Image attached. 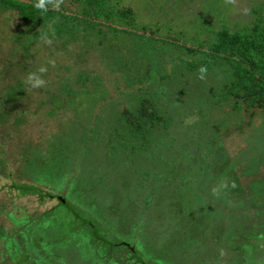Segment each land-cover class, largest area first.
<instances>
[{"label":"rangeland","instance_id":"374dc122","mask_svg":"<svg viewBox=\"0 0 264 264\" xmlns=\"http://www.w3.org/2000/svg\"><path fill=\"white\" fill-rule=\"evenodd\" d=\"M127 1L136 16L131 28L172 40L179 53V44L202 41L205 24L222 22L226 15L230 25H241L260 2L264 11V0ZM3 17L0 166L5 160L8 166L0 172V228L7 234L0 236V264H133L134 251L143 264H264V111L227 116L223 109L230 107L204 98L212 80L200 75L198 83L188 69L157 67L158 81L149 88L165 89L162 108L176 121L156 157L141 154V166H128L120 161L125 157L92 142L79 128L95 122L88 113L96 110L94 103L80 97L64 103L66 94L49 81L58 62L62 68L71 63L78 46L33 47L31 57L23 56L11 40L15 16ZM173 52L162 54V61ZM96 60L75 65L72 72L95 68ZM165 73L169 78L160 79ZM102 78L107 89L100 91L109 89L120 109L131 103L122 96L131 87L122 82L117 87L113 73L102 72ZM58 91L62 97L52 103ZM108 100L102 105L109 111L115 106ZM107 121L101 117L94 124L100 129ZM18 160L25 165L24 181L45 194L2 187L19 176Z\"/></svg>","mask_w":264,"mask_h":264},{"label":"trees","instance_id":"16d2710c","mask_svg":"<svg viewBox=\"0 0 264 264\" xmlns=\"http://www.w3.org/2000/svg\"><path fill=\"white\" fill-rule=\"evenodd\" d=\"M261 5L253 4L249 20L241 25H230L226 15L222 22L203 25L206 27L205 35L197 45L179 44L183 54L177 52L175 44H170L172 40L147 33L145 28H131L136 23V16L127 0H0V21H6L3 17L5 12L15 16L13 26L16 32L12 34L11 40L23 51V56L31 57L30 50L33 47L52 45L60 50L78 46L75 53L71 54V63L62 68L58 62L55 79L50 78L49 81L57 82V89L66 94L64 103L78 97L90 99L94 103L96 110L88 113L95 122L79 128L88 137L94 138L92 142H103L116 155L125 157L120 161L130 166L138 163L141 154L156 157L158 146L165 143L163 138L171 133V126L176 121L173 112L162 108L166 97L164 87V94L149 88L158 81L155 77L157 67L165 69L170 64L173 70L188 69L198 83L200 75L212 80L210 85L207 84V91L203 92L204 98L221 109L225 104L230 107H223L227 116L252 113L255 109L264 111V11ZM173 48L174 52L168 54L169 59L164 58L162 61V54L169 53ZM150 54L154 55L152 60L148 58ZM92 57H96L99 66L78 68L72 72L73 66L88 63L87 60ZM51 66H45L46 71L45 68L39 70V75L43 71L46 74L50 72ZM30 70L34 71L33 68ZM101 71L113 73L117 87H131L124 88L126 92L122 95L130 97V104L120 109L119 101L108 92L109 89L107 92L100 91L107 89ZM208 74H213V77L208 78ZM169 76L165 73L160 79ZM65 80H72L69 82L72 87L63 82ZM59 91L53 92L57 98L52 103L62 97ZM107 99H110L108 104L115 106L109 111L102 105ZM48 113L52 115L53 110ZM4 115L9 116L8 111ZM101 117L108 121L99 129L94 123ZM21 119L15 118L14 121L21 122ZM105 128L107 132L101 133ZM1 164H4L3 161ZM5 166H8L6 160L0 166V172L7 170ZM16 166L19 176L16 180L9 177L2 187L24 195L42 196L46 193L37 185L24 181L25 165L21 161L18 160ZM5 234L4 227H1L0 236L7 238ZM94 236L102 241L100 235ZM138 257L143 264V258Z\"/></svg>","mask_w":264,"mask_h":264},{"label":"flooded vegetation","instance_id":"af4514ba","mask_svg":"<svg viewBox=\"0 0 264 264\" xmlns=\"http://www.w3.org/2000/svg\"><path fill=\"white\" fill-rule=\"evenodd\" d=\"M58 197H60V196H58ZM63 200H64V199H62V202H63ZM60 202H61V201H60ZM130 251H132L131 248H130ZM130 251H129V252H130ZM112 253L116 254V255L119 257V260L121 261V257H122V256H121L120 254H118L117 252H111V255H113ZM130 253H131V255H132V256H131V259L137 261V262H134L133 264L139 263V261H140V260L138 259L139 257H138V256L135 257V255L133 254V252H130ZM127 259L129 260V257H127Z\"/></svg>","mask_w":264,"mask_h":264}]
</instances>
